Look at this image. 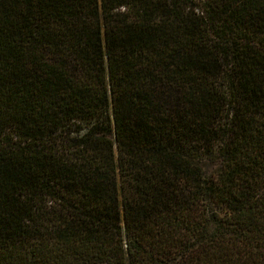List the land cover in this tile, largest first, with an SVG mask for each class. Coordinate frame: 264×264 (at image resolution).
Masks as SVG:
<instances>
[{
    "label": "trees",
    "instance_id": "trees-1",
    "mask_svg": "<svg viewBox=\"0 0 264 264\" xmlns=\"http://www.w3.org/2000/svg\"><path fill=\"white\" fill-rule=\"evenodd\" d=\"M0 264H264V0H0Z\"/></svg>",
    "mask_w": 264,
    "mask_h": 264
}]
</instances>
